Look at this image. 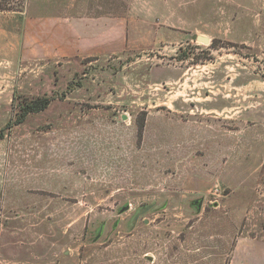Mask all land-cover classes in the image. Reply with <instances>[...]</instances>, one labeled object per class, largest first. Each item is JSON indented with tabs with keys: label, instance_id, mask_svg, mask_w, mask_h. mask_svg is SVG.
Here are the masks:
<instances>
[{
	"label": "rangeland",
	"instance_id": "rangeland-1",
	"mask_svg": "<svg viewBox=\"0 0 264 264\" xmlns=\"http://www.w3.org/2000/svg\"><path fill=\"white\" fill-rule=\"evenodd\" d=\"M47 5L0 0V264H229L264 241V0Z\"/></svg>",
	"mask_w": 264,
	"mask_h": 264
},
{
	"label": "crops",
	"instance_id": "crops-1",
	"mask_svg": "<svg viewBox=\"0 0 264 264\" xmlns=\"http://www.w3.org/2000/svg\"><path fill=\"white\" fill-rule=\"evenodd\" d=\"M32 1L33 4L37 5V12L35 16L36 19L50 22L51 19L48 18L49 5H47V0L46 1L32 0ZM56 21H51V22H56ZM229 264H264V241L251 237L239 238L233 250Z\"/></svg>",
	"mask_w": 264,
	"mask_h": 264
},
{
	"label": "trees",
	"instance_id": "trees-1",
	"mask_svg": "<svg viewBox=\"0 0 264 264\" xmlns=\"http://www.w3.org/2000/svg\"><path fill=\"white\" fill-rule=\"evenodd\" d=\"M51 104V99L48 97H41L36 98L31 101H21L18 103V110H19V119L18 122H22L26 116L33 113H38L46 108ZM140 132V131H139Z\"/></svg>",
	"mask_w": 264,
	"mask_h": 264
},
{
	"label": "water",
	"instance_id": "water-1",
	"mask_svg": "<svg viewBox=\"0 0 264 264\" xmlns=\"http://www.w3.org/2000/svg\"><path fill=\"white\" fill-rule=\"evenodd\" d=\"M192 39L198 42H201L203 44H208L210 40L206 37L200 36V35H193Z\"/></svg>",
	"mask_w": 264,
	"mask_h": 264
}]
</instances>
